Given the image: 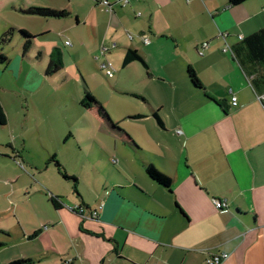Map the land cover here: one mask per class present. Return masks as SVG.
<instances>
[{
  "label": "crops",
  "instance_id": "crops-1",
  "mask_svg": "<svg viewBox=\"0 0 264 264\" xmlns=\"http://www.w3.org/2000/svg\"><path fill=\"white\" fill-rule=\"evenodd\" d=\"M57 1L52 7L65 14L50 18L64 38L43 46V61L49 67L58 48L60 70L69 66L84 81L107 76L106 65L131 102L121 101L116 118L95 103L115 139L114 150L100 144L96 161L102 172L112 158L114 178L95 185L90 202L60 187L79 178L60 144L71 127L49 128L38 139L42 152L30 155L34 144L21 141L0 97V264H207L210 253H227L223 264H264V70L244 44L264 27V0H131L112 12L95 0ZM129 49L142 61L124 65ZM149 165L170 187L149 177Z\"/></svg>",
  "mask_w": 264,
  "mask_h": 264
},
{
  "label": "rangeland",
  "instance_id": "rangeland-1",
  "mask_svg": "<svg viewBox=\"0 0 264 264\" xmlns=\"http://www.w3.org/2000/svg\"><path fill=\"white\" fill-rule=\"evenodd\" d=\"M57 4H60L57 0H0V97L7 106L10 123L17 132L21 131V141L23 134L29 145L34 144L29 149L30 155L42 152L38 139L48 138L49 128L61 132L63 126L71 127L67 130L72 134L69 142L60 144L66 155L64 163L70 173H78L80 180L76 177V182L59 184L60 187L68 184V193L72 191L78 199L79 194L84 195L91 202L97 196L95 185L101 187L114 178L109 165L112 158L105 162L102 172L96 158L100 144L114 150L115 139L104 130L100 107L95 103H82L85 91H90L95 100L103 104L111 118H116V108L121 101L129 106L131 99L121 96L112 80L103 73L84 81L69 64L65 69L47 73L48 62L43 61L42 48L64 37L58 35L54 19L34 9H55L52 6ZM41 28L50 29L41 34L38 33ZM60 136L61 133L58 138ZM63 179L61 176L60 180Z\"/></svg>",
  "mask_w": 264,
  "mask_h": 264
},
{
  "label": "trees",
  "instance_id": "trees-1",
  "mask_svg": "<svg viewBox=\"0 0 264 264\" xmlns=\"http://www.w3.org/2000/svg\"><path fill=\"white\" fill-rule=\"evenodd\" d=\"M246 1L247 0H228V3L230 5L235 6V5L242 4ZM34 10L36 13L43 15V16H46V17H59V16H62L65 14V11L48 9V8L34 9ZM244 44L248 49L250 58L253 61H255L256 63H258L259 66L262 67L264 70V27L261 28L259 31H257L255 33L251 34L250 36L246 37L244 39ZM135 60L142 61V58L138 55V53L136 51L129 49L126 56H125V59H124V65L129 64ZM62 65H63V61L61 58V52L58 48H56L51 55V61L49 63L47 73H51V72L60 70L62 68ZM189 77L191 78V81L194 84H196L197 86L201 85L195 71L192 68L189 69ZM260 77L264 79V71ZM82 103L83 104L84 103L91 104V103H97V101L91 95V93L88 90H86L85 91V97L83 98ZM101 110L103 111V114L108 117L105 110L103 108H101ZM156 117H157L159 123H161V120L159 119V117L157 115H156ZM6 123H7V115L5 113V110H4L1 102H0V124L5 125ZM57 164H58V166H61L59 162H57ZM146 172L151 179L157 181L158 183H160L166 187H170L171 179L166 177L160 171H158L154 166H152V165L147 166ZM65 178L70 179L72 177L65 174ZM72 179L76 180L75 177H73ZM28 262H29V260L23 259V260L15 261L11 264H27Z\"/></svg>",
  "mask_w": 264,
  "mask_h": 264
},
{
  "label": "built area",
  "instance_id": "built-area-1",
  "mask_svg": "<svg viewBox=\"0 0 264 264\" xmlns=\"http://www.w3.org/2000/svg\"><path fill=\"white\" fill-rule=\"evenodd\" d=\"M95 1L104 5L106 7L107 11H109V12L113 11V8L115 5L126 6L127 4H129L131 2V0H95ZM140 14L141 13H138V15H140ZM142 38H143L144 42H146V43H149L151 41V37L148 34H143ZM240 38L243 39L242 36ZM65 43H66V45H71L70 40H66ZM202 47L203 48L208 47V43L207 42L203 43ZM199 53L203 54V51L200 50ZM102 67L105 70L108 77H113V75H114L113 69L108 68L106 65H103ZM230 92L232 93V91H230ZM258 99L261 101V103L264 106V93L259 94ZM231 104L233 106L238 105V97L234 93H232ZM178 132H181V131L178 130ZM214 204L218 209L227 208V203L223 200H220V199H214ZM74 209H77V211H79V213L81 215H83L84 208L82 206L75 207ZM97 216H98V211L97 210L92 211L90 217L96 218ZM228 256L229 255L227 253H210V254H208V256L206 258V263L207 264H223V262L228 258Z\"/></svg>",
  "mask_w": 264,
  "mask_h": 264
}]
</instances>
